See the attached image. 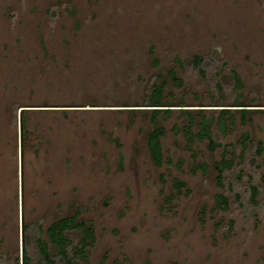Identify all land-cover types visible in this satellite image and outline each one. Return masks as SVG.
I'll list each match as a JSON object with an SVG mask.
<instances>
[{
    "label": "rangeland",
    "instance_id": "obj_1",
    "mask_svg": "<svg viewBox=\"0 0 264 264\" xmlns=\"http://www.w3.org/2000/svg\"><path fill=\"white\" fill-rule=\"evenodd\" d=\"M68 216L76 264H264V0H0V264Z\"/></svg>",
    "mask_w": 264,
    "mask_h": 264
},
{
    "label": "trees",
    "instance_id": "obj_2",
    "mask_svg": "<svg viewBox=\"0 0 264 264\" xmlns=\"http://www.w3.org/2000/svg\"><path fill=\"white\" fill-rule=\"evenodd\" d=\"M201 59L202 58L200 55H195L192 62L199 67V70L201 72H203V68L200 65ZM167 74L171 79H174L175 82L180 83V80L176 76V73L173 68L168 69ZM233 75H234L235 87L242 86V82L238 74L233 73ZM164 76L165 73L159 72L157 74V77L161 78L162 80L158 84L154 85V90L151 92V95L148 99L150 104L155 106L153 107L154 112L159 111L160 109H164L159 107L160 105L164 104L162 103V94H161V88L165 80ZM237 104L241 105V103H237ZM238 109L242 111L244 114H247L248 111H250L249 108L242 106L238 107ZM154 116L155 114L153 115V117ZM163 131H164L163 126L161 124H156L148 134L150 154L153 158H158L161 155V144H160L159 136L162 134ZM260 150H261V146L258 144L257 152H260ZM249 189H250L251 200L255 202V196L257 194V186L252 182H249ZM74 225H76V220L74 217L68 216V217L58 218L52 221L46 229L49 242L41 239L40 237L36 238V245L44 262L48 264H56L54 256L55 254H57L59 258L62 259L63 264L77 263L76 262L77 254L72 249V242L66 235V231H68V229L70 227H73ZM50 244L55 247L56 250L55 252H52L50 250L49 247ZM23 256L25 260H27L28 256L25 249L23 251Z\"/></svg>",
    "mask_w": 264,
    "mask_h": 264
},
{
    "label": "flooded vegetation",
    "instance_id": "obj_3",
    "mask_svg": "<svg viewBox=\"0 0 264 264\" xmlns=\"http://www.w3.org/2000/svg\"><path fill=\"white\" fill-rule=\"evenodd\" d=\"M244 104V103H241V105Z\"/></svg>",
    "mask_w": 264,
    "mask_h": 264
}]
</instances>
